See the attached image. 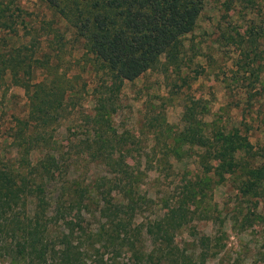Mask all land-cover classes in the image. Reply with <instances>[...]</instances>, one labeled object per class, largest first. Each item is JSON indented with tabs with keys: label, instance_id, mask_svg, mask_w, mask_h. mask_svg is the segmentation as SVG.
I'll return each instance as SVG.
<instances>
[{
	"label": "rangeland",
	"instance_id": "obj_1",
	"mask_svg": "<svg viewBox=\"0 0 264 264\" xmlns=\"http://www.w3.org/2000/svg\"><path fill=\"white\" fill-rule=\"evenodd\" d=\"M96 1L101 0H60L57 8L47 0H0V52L31 54L32 64H46L47 73L36 71L34 82L57 78L64 84L68 109L53 131L59 150L88 140L100 127L109 134L114 129L121 140L131 137L132 157L124 160L148 174L143 191L153 201L133 229L164 216L168 203L201 173V156L208 157L210 146L217 148V140L224 142L222 137L236 130L248 141L245 153L252 152L256 167L264 170V0H208L195 30L182 38L178 55L163 56L139 79L119 83L101 70L78 29L83 16L97 13ZM101 105L107 106L109 128H94L89 121ZM28 112L26 90L8 72L0 80L3 164L18 156L7 136L14 133L15 119H25ZM188 130L200 141H182ZM40 156L36 152L32 162ZM69 163L73 178L106 172L87 161ZM237 180L204 191L214 214L197 210L188 218L177 232L172 258L163 253L159 264H264V182L256 191L259 204L239 206L246 201L237 197ZM59 214L66 231L100 219L95 206L60 209ZM147 241V252L154 251ZM0 264L9 262L0 259Z\"/></svg>",
	"mask_w": 264,
	"mask_h": 264
},
{
	"label": "trees",
	"instance_id": "obj_2",
	"mask_svg": "<svg viewBox=\"0 0 264 264\" xmlns=\"http://www.w3.org/2000/svg\"><path fill=\"white\" fill-rule=\"evenodd\" d=\"M47 1L60 7V0ZM207 1H96L97 13L83 16L78 29L114 83L133 82L154 69L163 56L181 52L182 38L195 30ZM33 61L31 54L0 52V80L9 72L13 83L26 90L29 107L28 116L15 119L14 133L7 136L17 149L16 160L0 161V259L9 264H159L163 253L172 258L177 232L188 218L197 210L214 214L204 191L235 177L237 197L246 201L238 205L260 203L255 197L259 183L264 182V170L256 167L252 152L245 153L248 141L236 130L223 136L224 142L217 140V148L210 146L208 157L201 156V173L168 203L164 216L146 228L133 229L139 213L153 201L143 191L148 174L124 160L132 157L131 137L121 140L114 129L110 134L103 132L100 124L109 128L112 121L107 118V106L101 105L89 119L101 131L94 130L88 140L59 150L53 131L68 109L67 89L57 78L34 82L36 71L47 73L46 64ZM198 138L188 130L182 141ZM36 152L41 156L32 162ZM71 159L106 172L73 178ZM92 206L100 211L96 224L82 222L66 231L59 221L60 209L89 211ZM147 237L154 246L152 252H147Z\"/></svg>",
	"mask_w": 264,
	"mask_h": 264
}]
</instances>
